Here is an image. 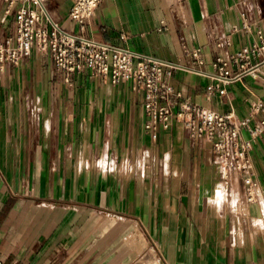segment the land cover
Instances as JSON below:
<instances>
[{"label":"crops","instance_id":"1","mask_svg":"<svg viewBox=\"0 0 264 264\" xmlns=\"http://www.w3.org/2000/svg\"><path fill=\"white\" fill-rule=\"evenodd\" d=\"M74 2L45 4L67 31L78 27L69 17ZM18 6L0 0L1 40L15 33ZM259 29L264 0H102L86 33L179 65L166 77L175 109L190 99L234 121L252 113L254 125L264 63L220 83L225 94L208 86L217 58L237 53ZM196 48L201 61L191 54ZM144 104L132 84L87 71L67 76L36 48L6 64L0 264H264V134L249 152L263 188L250 202L242 169L227 168L212 142L176 117L153 137Z\"/></svg>","mask_w":264,"mask_h":264},{"label":"built area","instance_id":"2","mask_svg":"<svg viewBox=\"0 0 264 264\" xmlns=\"http://www.w3.org/2000/svg\"><path fill=\"white\" fill-rule=\"evenodd\" d=\"M8 1L19 6L15 14V33L0 39V75L7 63H21L36 48L50 55L55 70L67 76L87 71L93 77L107 79L114 84L128 82L144 91L145 127L153 137L158 136L161 128H168L176 117L193 136L211 141L214 151L227 168L235 165L245 172L246 194L250 202L262 195L263 188L254 178L249 152L254 142L264 134V101L255 105V113H262V117L254 125L251 124L252 113L234 121L230 114L219 113L190 99L178 102L175 109L173 102L178 96L166 77L180 68L179 65L87 35L89 20L102 0H75L69 17L78 24L76 31L65 30L50 17L45 5L47 0ZM47 21L50 26H47ZM191 54L201 61V48L192 50ZM263 63L264 32L259 29L257 37L237 53L227 59L217 58L214 65L219 72L213 75L215 82L208 86V91L219 90L225 94L226 89L221 88L220 83L226 85L245 75L255 74ZM232 64L236 71L230 68ZM243 129L248 130V137L243 135ZM231 155L235 158L233 163L229 161Z\"/></svg>","mask_w":264,"mask_h":264}]
</instances>
